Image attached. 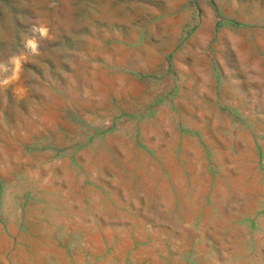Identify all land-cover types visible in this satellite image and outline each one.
Returning <instances> with one entry per match:
<instances>
[{"label":"rangeland","instance_id":"1","mask_svg":"<svg viewBox=\"0 0 264 264\" xmlns=\"http://www.w3.org/2000/svg\"><path fill=\"white\" fill-rule=\"evenodd\" d=\"M0 264H264V0H0Z\"/></svg>","mask_w":264,"mask_h":264},{"label":"crops","instance_id":"2","mask_svg":"<svg viewBox=\"0 0 264 264\" xmlns=\"http://www.w3.org/2000/svg\"><path fill=\"white\" fill-rule=\"evenodd\" d=\"M259 81H263V80H262V79H260V80L258 79L256 82H258V83H259Z\"/></svg>","mask_w":264,"mask_h":264}]
</instances>
